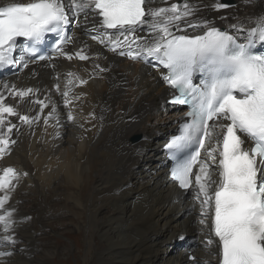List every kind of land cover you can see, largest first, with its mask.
<instances>
[{
    "label": "bare ground",
    "instance_id": "obj_1",
    "mask_svg": "<svg viewBox=\"0 0 264 264\" xmlns=\"http://www.w3.org/2000/svg\"><path fill=\"white\" fill-rule=\"evenodd\" d=\"M223 1L189 0L198 10L188 19L232 32L231 25L247 30L255 17L264 16V0L214 7ZM9 2L0 0V6ZM172 3L184 0H149L147 7ZM93 23L90 18L87 26L75 21L70 26L73 42L63 51L71 60L56 53L27 68H0V95L18 113L4 117L5 133L9 123L17 126L10 134L16 143L0 158V174L7 167L19 173L11 191L0 189V197H9L0 214L10 210L15 221L9 233L14 246L0 239V252L12 255L0 257V264H70L69 255L75 264H192L189 251L197 264H218V248L205 247L209 230L199 223L194 191L180 192L167 178L164 143L182 113L166 105L173 92L162 79L165 69L120 56L119 49L109 51L91 39L98 34L90 31ZM81 49L87 60L75 56ZM21 51L17 44L13 55ZM13 86L33 92L21 99ZM36 101L46 107L41 110ZM19 115L32 123H23ZM135 136L140 141L132 142ZM146 146L150 153H143Z\"/></svg>",
    "mask_w": 264,
    "mask_h": 264
},
{
    "label": "snow or ice",
    "instance_id": "obj_2",
    "mask_svg": "<svg viewBox=\"0 0 264 264\" xmlns=\"http://www.w3.org/2000/svg\"><path fill=\"white\" fill-rule=\"evenodd\" d=\"M148 3L13 0L0 6V68H27L29 62L51 59L37 50L47 34L56 37L52 51L71 60L73 57L63 51L73 42L66 30L73 21L77 26H87L91 18L95 23L90 31L98 33L91 39L109 51L119 49L120 56L154 61L153 66L166 69L162 79L174 90L170 102L188 107L181 135L167 145L170 151L175 150L173 156L184 153L182 158L177 157L171 175L181 189L194 191V201L200 208L199 223L209 230L205 247L218 248V264H264V16L255 17L250 29L236 24L229 32L206 20L188 19L198 10L189 0L159 8H148ZM228 6L223 2L214 5L216 9ZM187 28L202 34L189 35ZM20 39L29 45L15 56ZM75 56L88 59L83 49ZM197 73L199 84L194 83ZM73 75L68 73L69 77ZM32 92L31 88L15 91L13 86V94L21 99ZM63 95L67 105L69 92ZM36 102L41 110L46 107L42 101ZM4 114L18 115L0 95V158L10 154L11 145L16 143L10 134L17 126L9 123L5 133ZM68 119H74L71 113ZM19 120L32 123L27 115H19ZM249 141L250 148L246 146ZM18 178L14 168H4L0 189L11 191ZM8 200V195L0 197V210ZM13 216L10 210L0 214V239L14 246L15 238L9 235L15 224ZM10 255L0 252V257Z\"/></svg>",
    "mask_w": 264,
    "mask_h": 264
},
{
    "label": "rangeland",
    "instance_id": "obj_3",
    "mask_svg": "<svg viewBox=\"0 0 264 264\" xmlns=\"http://www.w3.org/2000/svg\"><path fill=\"white\" fill-rule=\"evenodd\" d=\"M226 1V2H225ZM225 1H223V3H229V5L230 6H232V5H234L235 3L232 1V0H225ZM232 1V2H231ZM189 30V29H188ZM196 30H194V31H192V32H195ZM176 111V110H175ZM169 112L170 113H175V112H173L171 109L169 110ZM4 117H7V115L6 114H4ZM134 139H137L135 142H138V141H140V136H135L132 140V142H134ZM134 142V143H135ZM149 150H150V147H147L146 146V150L143 152V153H150L149 152ZM162 171V170H161ZM89 188V187H88ZM88 190V189H87ZM71 204V203H70ZM61 213V212H60ZM59 213V214H60ZM177 217V215L176 214H174V218H176ZM68 230H73V227H72V225H70L69 226V229ZM61 240L63 241V242H68V240L64 237H61ZM73 247H72V249H74L75 248V243H74V241H71V243H70ZM162 249H164V247H162ZM161 249V250H162ZM189 253H190V255H192L193 257H194V255L192 254V252L191 251H189ZM194 253V252H193ZM74 257H73V255L71 256V255H69V256H66V259H67V262H69L70 264H75L74 263V259H73ZM195 258H196V256L194 257V259L193 260H191V261H189L190 263H192V264H197L196 262H197V258H196V260H195ZM188 264V263H187Z\"/></svg>",
    "mask_w": 264,
    "mask_h": 264
}]
</instances>
